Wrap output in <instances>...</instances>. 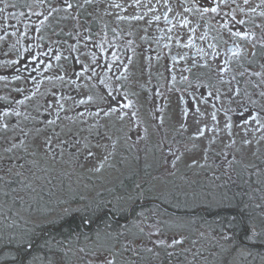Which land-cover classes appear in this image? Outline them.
<instances>
[{"label":"flooded vegetation","instance_id":"flooded-vegetation-1","mask_svg":"<svg viewBox=\"0 0 264 264\" xmlns=\"http://www.w3.org/2000/svg\"><path fill=\"white\" fill-rule=\"evenodd\" d=\"M0 8L3 172L73 178L49 186L84 191L116 220L121 210L122 223L136 213L148 225L140 238L170 242L178 217L209 219L191 213L197 193L205 206L208 196L224 201L256 186L264 153L237 151L264 143V0H0Z\"/></svg>","mask_w":264,"mask_h":264},{"label":"trees","instance_id":"trees-1","mask_svg":"<svg viewBox=\"0 0 264 264\" xmlns=\"http://www.w3.org/2000/svg\"><path fill=\"white\" fill-rule=\"evenodd\" d=\"M260 168L256 186L228 192L227 204L221 209V194L217 200L208 196L207 210L198 204L200 193L196 194L191 213L209 219L192 222L194 235L177 244L148 239L146 248L152 243V249L145 255L136 245L142 238L129 234L138 230L135 228L143 232L148 227L135 223L136 213L131 214L133 222L122 223L121 210L119 220L114 219L110 209L92 205L84 191L70 195L62 189L53 192L49 185L75 183L68 176L54 177L36 169L33 175L18 176L0 169V264H232L235 256V264H264V167ZM79 198L86 203L58 211L61 202ZM222 215L223 221L215 219ZM249 216H258L256 229ZM218 229L233 235L220 239L213 234ZM119 232L123 235L116 236ZM213 246L219 251L211 252ZM155 253L159 261L153 258Z\"/></svg>","mask_w":264,"mask_h":264},{"label":"rangeland","instance_id":"rangeland-1","mask_svg":"<svg viewBox=\"0 0 264 264\" xmlns=\"http://www.w3.org/2000/svg\"><path fill=\"white\" fill-rule=\"evenodd\" d=\"M62 136H66V134L65 135H62ZM40 141H41V138L37 135V133L36 134H34L33 135V140H32V142H33V148H34V151H35V154L40 158V159H42L43 158V156H44V154L41 152V150H42V147H41V144H40ZM200 144H203L202 142L200 143ZM200 144H198V145H200ZM202 145H200V147H201ZM95 148V144H92V143H83L82 145H81V149H87L88 150V152L89 151H91V150H93ZM256 150H258V151H260V152H262V153H264V143H256V144H250V145H247V146H242V145H240L239 146V150L237 151V152H239V154L241 155V156H246V155H249V154H252V153H254ZM2 151V148H0V152ZM201 152V151H200ZM199 152V153H200ZM42 157V158H41ZM47 160H48V158L47 157H45ZM199 158V154H197V151L196 150H194L193 152H192V159H191V168L192 169H196L198 166H199V164H200V161H197V159ZM43 160L45 161V159L43 158ZM46 160V161H47ZM10 162H9V160L6 158V157H1L0 158V165H2V166H5L6 164H9ZM201 165H202V162H201ZM200 165V166H201ZM82 166H87V164H83ZM84 169H85V171L86 172H92V169H89V168H87V167H84ZM198 194V193H197ZM194 199H196V197H194ZM202 199V196H200L199 195V200H201ZM58 207V211H63L65 208L62 206V205H59V206H57ZM48 215L49 214H51V212H48L47 213ZM55 214V213H54ZM51 215H49L48 217H50ZM34 217V216H33ZM35 219V218H34ZM38 220V219H37ZM176 224H172L174 227H177V232H180V234H183L184 233V231L186 230V229H188V226H189V221H188V219H180L179 217H178V219L176 220ZM173 229V227L172 228H170L169 229V225H168V228H167V230L168 231H170V230H172ZM189 235H192V233H190ZM147 239H146V241L144 242V239H138L137 240V242H136V245L139 247V248H143V249H145L144 247L146 246V244H147ZM233 261H235L236 263H237V261H238V258H237V256H235V257H233ZM232 261V264H235L234 262Z\"/></svg>","mask_w":264,"mask_h":264},{"label":"bare ground","instance_id":"bare-ground-1","mask_svg":"<svg viewBox=\"0 0 264 264\" xmlns=\"http://www.w3.org/2000/svg\"><path fill=\"white\" fill-rule=\"evenodd\" d=\"M227 201V200H226ZM197 201L196 200H193V205L196 203ZM227 203H225V200L224 201H222V203H220V205H219V209H221V207H224L225 205H226ZM190 205H191V202H188V203H184L180 208H178L180 211H183V210H187L189 207H190ZM183 209V210H182ZM204 209L205 210H207L208 209V206H204ZM219 209H218V211H219ZM221 212H222V210H221ZM180 214H185V213H183V212H181ZM216 214H217V212H216ZM213 217H215V216H213ZM224 217L225 216H216L215 217V219L217 218V220H222V219H224ZM223 221V220H222ZM258 221H260V220H257V221H255V222H251V224H253L252 225V228L253 229H256V226L254 225L256 222H258ZM135 229H138V230H135V231H133V232H131V233H129V234H131V235H133L134 237H140V230H139V228H135ZM139 233V234H138ZM213 234L216 236V237H218V238H220V239H222L223 237H228V236H231V235H233L232 233H230L229 231H221V229L219 230L218 229V231L217 230H215V231H213ZM121 235H123V233H118L116 236H121ZM139 235V236H138ZM142 250H144L143 248H142ZM211 252H218L219 250L217 249V247H215V246H213L211 249ZM214 252V253H215ZM221 252V251H220Z\"/></svg>","mask_w":264,"mask_h":264},{"label":"snow or ice","instance_id":"snow-or-ice-1","mask_svg":"<svg viewBox=\"0 0 264 264\" xmlns=\"http://www.w3.org/2000/svg\"><path fill=\"white\" fill-rule=\"evenodd\" d=\"M245 3H247V0H245ZM6 7H8V5L5 3V8H6ZM69 7H71V5H69ZM210 10H211L212 12H216V11H217L216 8H211ZM3 11H4V9H3V8H0V12H3ZM203 11L207 12V11H209V8H204ZM239 23H244V22H243V21H239ZM234 35H236V36H240L241 33H240V32H235ZM57 59H59V57H57ZM261 95L264 96V92H262ZM129 106H130V104H124V105H123V107H125V108H127V107H129ZM196 111L198 112L199 109L197 108ZM133 115H135V113H133ZM212 119H215V114H214V113H213V115H212ZM251 119H252V120H255L257 123H259V119H258L257 116H251ZM244 122L247 123L248 120L245 119ZM229 127H231V126L229 125ZM199 134H200V135H203V130H200V133H199ZM179 242H180V241H174V243H179ZM107 264H111V262L109 261V262H107Z\"/></svg>","mask_w":264,"mask_h":264}]
</instances>
